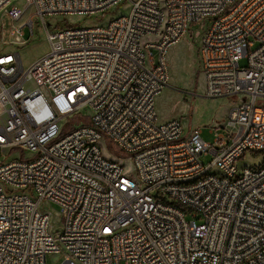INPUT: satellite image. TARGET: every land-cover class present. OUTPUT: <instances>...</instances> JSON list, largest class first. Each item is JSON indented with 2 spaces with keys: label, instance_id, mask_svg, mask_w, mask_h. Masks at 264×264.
<instances>
[{
  "label": "built area",
  "instance_id": "2783aa9c",
  "mask_svg": "<svg viewBox=\"0 0 264 264\" xmlns=\"http://www.w3.org/2000/svg\"><path fill=\"white\" fill-rule=\"evenodd\" d=\"M0 16L11 45L40 20L49 48L27 68L0 54V264H264V0H0ZM199 26L205 98L243 99L211 143L155 111L169 49ZM247 153L261 162L239 169Z\"/></svg>",
  "mask_w": 264,
  "mask_h": 264
},
{
  "label": "rangeland",
  "instance_id": "374dc122",
  "mask_svg": "<svg viewBox=\"0 0 264 264\" xmlns=\"http://www.w3.org/2000/svg\"><path fill=\"white\" fill-rule=\"evenodd\" d=\"M22 0H17L21 3ZM129 4L125 3L111 9L103 16L85 18L79 16L65 17V22L73 27H91L102 26L119 16L127 15ZM63 18H47L48 28H54L58 21ZM33 35L30 36L29 28L23 29V40H27L25 45H11L9 30L12 22L7 17L0 16V54L18 53L24 68L30 66L33 62L44 57L48 53V43L45 39L44 28L40 20L32 18ZM65 26L60 23L59 27ZM203 28L201 26L194 28L176 45L171 47L166 55L169 80L168 85L155 101V111L158 123H164L169 120H179L187 134L189 130L200 129L201 139L205 143L213 141V135L210 130L219 127L226 118L228 111L242 103V98H205V86L201 73V65L198 56V46L202 36ZM83 117L88 116V111L82 113ZM101 154L104 158H113L124 169V175L131 177L133 170L131 161L128 157L120 154L112 145L103 141L99 144ZM28 158L31 155L26 154ZM22 156V152L14 150L8 153L7 160ZM0 158L3 154L0 151ZM209 157H201L202 164L207 165ZM261 162L259 156L247 153L238 161L239 169L243 167H257ZM50 226L53 230L59 229L60 218L58 209L55 206L50 207ZM189 221V216L186 217ZM47 264H60L61 256L51 255L46 257Z\"/></svg>",
  "mask_w": 264,
  "mask_h": 264
},
{
  "label": "bare ground",
  "instance_id": "6f19581e",
  "mask_svg": "<svg viewBox=\"0 0 264 264\" xmlns=\"http://www.w3.org/2000/svg\"><path fill=\"white\" fill-rule=\"evenodd\" d=\"M159 95H160V94H159ZM159 95H158V96H159ZM158 96H157V97H158Z\"/></svg>",
  "mask_w": 264,
  "mask_h": 264
}]
</instances>
